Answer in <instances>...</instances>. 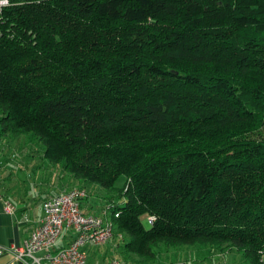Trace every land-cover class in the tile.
Segmentation results:
<instances>
[{
	"label": "trees",
	"instance_id": "1",
	"mask_svg": "<svg viewBox=\"0 0 264 264\" xmlns=\"http://www.w3.org/2000/svg\"><path fill=\"white\" fill-rule=\"evenodd\" d=\"M28 134L108 191L125 264H264V0H0V145Z\"/></svg>",
	"mask_w": 264,
	"mask_h": 264
},
{
	"label": "built area",
	"instance_id": "2",
	"mask_svg": "<svg viewBox=\"0 0 264 264\" xmlns=\"http://www.w3.org/2000/svg\"><path fill=\"white\" fill-rule=\"evenodd\" d=\"M88 196L85 188L73 187L48 198L44 202V215L30 238L19 246L16 244L1 245L0 254L11 252L19 261L28 264H40L41 258L36 256L39 251L46 250L44 257L50 264H87L86 246L100 247L114 237V223L109 215L115 204L108 203L102 214L85 213L82 208L83 200ZM6 210L13 211V206L7 204ZM119 213H115L118 217ZM153 223L155 216H150ZM74 238L67 246L54 250V246L68 232ZM28 258L32 261L29 262ZM106 264H123L118 258H113ZM166 264H187L183 260Z\"/></svg>",
	"mask_w": 264,
	"mask_h": 264
},
{
	"label": "crops",
	"instance_id": "3",
	"mask_svg": "<svg viewBox=\"0 0 264 264\" xmlns=\"http://www.w3.org/2000/svg\"><path fill=\"white\" fill-rule=\"evenodd\" d=\"M20 138V137H16ZM10 146L9 148H7ZM18 145H5L4 143L0 145V244L1 245H23L26 240H28L33 233V231L39 225V221L44 215V202L54 196L59 194L64 190H69L73 186L81 187V185L74 179L73 177H68L67 180L69 184L64 186L63 183L58 184L57 180L59 175L55 176L53 179H45L42 175L44 174V167L47 165H42L43 168L39 170V174L33 175L32 171L29 167L36 165L35 161H24L26 154L21 156V150L19 149ZM2 149H5V152H1ZM44 157V155H40V157ZM20 158L18 161L17 158ZM15 161H14V160ZM14 161V162H13ZM45 160H43L44 162ZM12 164L14 166H12ZM15 168V169H27V181L29 185L25 186V183H19L16 180L12 181L11 176L7 177L8 169ZM22 181V180H21ZM14 182V183H13ZM16 182V183H15ZM79 184V185H77ZM88 191V190H87ZM90 192L88 191V196L86 199L83 200L82 208L85 213L94 214L93 208V201L90 200ZM7 204H11L13 206V211L9 212L6 210ZM74 235L71 231H68L54 246V250L58 249L62 246H67L70 244ZM104 246V245H103ZM115 242L111 243V249H114ZM93 248L86 246L85 250L87 254L89 251H92ZM46 250L39 251L36 256L42 257L40 264H50V262L43 258ZM94 254L96 251H92L91 253ZM110 252V251H109ZM218 252L219 255L224 257V255L229 254L231 252L227 251H213ZM210 251V253H213ZM107 253V251H106ZM105 255V254H104ZM101 252L92 257L93 262L95 264H106L108 261L113 259L114 255L107 258ZM89 255L87 264L89 262ZM183 259L181 256L175 257L173 260H169L164 262L166 264L168 262H174L178 259ZM28 261L31 262L32 259L28 258ZM185 261V260H184ZM186 262V261H185ZM0 264H28L26 261H19L15 258V255L11 252H4L0 254ZM38 264V263H36Z\"/></svg>",
	"mask_w": 264,
	"mask_h": 264
},
{
	"label": "rangeland",
	"instance_id": "4",
	"mask_svg": "<svg viewBox=\"0 0 264 264\" xmlns=\"http://www.w3.org/2000/svg\"><path fill=\"white\" fill-rule=\"evenodd\" d=\"M7 141H9V145L19 144V147H20L19 149L21 150L20 152L21 156L23 154H26L24 161H31V162L35 161L36 165L35 166L32 165V167H29L34 176L36 174H39V170L43 168L42 165L45 163L44 165H47V166L44 167L45 169H43L45 171L44 174L42 173L45 179H50V178L53 179L55 176L59 175V178L57 180L58 184L63 183L64 186H67L69 184V181L67 180V178L69 176L70 177L72 176L68 172H66L62 166L53 165L45 157H42V156L40 157V155H44L45 146L40 141H38L36 137L32 136L31 134L30 135L28 134V135L20 136L19 139L16 137H12L11 139ZM3 143L7 144L6 141H2V144ZM9 147L10 146H8L7 148ZM4 150L5 149H2L1 152L6 151ZM20 158L19 157L17 158L18 161L20 160ZM43 160L45 161L43 162ZM12 166L14 165L12 164ZM26 171L27 169H23V168H20V169L9 168L8 169L9 174L6 176L7 177L11 176L12 181L16 180L19 183L20 182L25 183V186H26V185H29V182L27 181V178H26L28 175V172ZM76 181L81 185L80 180H76ZM82 185L88 188V191L90 192V195H89L90 200L93 201L94 203L93 205V208H94L93 210L95 212L94 214H99V215L102 214L104 208L107 205V201L105 197L109 196L108 191H106L103 188H100L99 186H96L95 184L94 185L92 184L84 185L82 183ZM73 187H78V186H73ZM111 213H112V210H109V215H111ZM143 221L146 227H150L152 225L148 217L144 218ZM119 235L121 234L116 233L114 231V237L110 241H108L104 246L93 248L92 251H96L95 254L94 252L91 253L92 251H89L88 255L90 257H89L88 264H95L93 262L92 257H95V255L98 254L99 252H101L103 255L105 254L104 256H106L107 258H110V256L113 253L115 254L113 258H118L119 260H122V262H124L122 254H118V252L120 251V249L118 248L119 243L123 242L121 236ZM113 242H115V246H114V249H111V243ZM226 251H228V249H226ZM162 253L163 252L160 251L159 260L151 264H163L164 262L173 260L177 256L183 257V259L181 258V259H178L177 261L179 260L184 261L185 259L187 264H249L248 260L244 257L243 254H240L238 252H231L229 254L224 255V257H222L221 255L218 254V252L210 253V247L208 246H205V247L187 246V247H184L183 249H172V251L169 253H163V254Z\"/></svg>",
	"mask_w": 264,
	"mask_h": 264
}]
</instances>
